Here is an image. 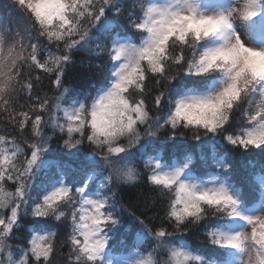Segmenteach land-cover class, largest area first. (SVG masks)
Returning a JSON list of instances; mask_svg holds the SVG:
<instances>
[{"label":"snow or ice","instance_id":"snow-or-ice-1","mask_svg":"<svg viewBox=\"0 0 264 264\" xmlns=\"http://www.w3.org/2000/svg\"><path fill=\"white\" fill-rule=\"evenodd\" d=\"M78 56L103 78L88 90L66 82ZM161 135L227 150L212 145L214 171L198 173L151 148ZM54 142L89 151L74 167L49 158ZM230 153L264 158V0L3 5L0 264H264V160L240 181ZM142 181L137 214L121 190ZM125 213L139 227L118 248ZM195 229L215 259L192 249Z\"/></svg>","mask_w":264,"mask_h":264},{"label":"trees","instance_id":"trees-1","mask_svg":"<svg viewBox=\"0 0 264 264\" xmlns=\"http://www.w3.org/2000/svg\"><path fill=\"white\" fill-rule=\"evenodd\" d=\"M84 60L85 63L81 64V61ZM87 76V63L85 57L78 56L76 58V63L68 70L66 82L69 86L75 88L76 90H86L89 87L90 83H93L95 80L86 78ZM74 82V84L72 83ZM211 142L206 141L203 148L197 142H179L178 145L175 144L174 140H169L165 136L161 135L159 139H156L153 144L151 145L152 149H155L159 153H161L166 160L171 163L173 161L182 162L187 156H191L195 161L198 173L201 172V167L205 163L201 156L205 154L209 157L208 163L211 164V146L214 145L218 150H227L223 144L219 142L217 139L214 143L211 139ZM192 144V145H191ZM54 145V144H53ZM52 152H55L56 156L61 160H67L73 164L74 167L78 166L81 162L77 159H71L66 153L65 150L60 146L58 142L54 147L51 148ZM84 151V149L82 150ZM58 153V154H57ZM235 154V153H232ZM238 156V161L240 158H243L246 161V166L248 171H252V163H255V171L259 170V165L264 158L259 155H252V154H242L236 153ZM231 156V153H230ZM55 157V156H54ZM54 157L52 159H54ZM51 158V157H49ZM203 161V162H202ZM207 163V169H212ZM204 173V171H203ZM39 180L37 181V183ZM150 194V188L146 182H140L135 186H128L121 190V196L123 201L125 202L126 206L129 210H134L137 214H141L145 210V204L147 202V198ZM151 212L148 213L151 216ZM31 218H28L24 222V226L19 231L18 239L15 241L16 244L24 245L25 239L28 235L29 230L31 229ZM49 228L52 230H56V225L54 222L48 225ZM139 225L126 213L124 215V222L119 231L116 234L115 242L116 246L119 248L124 242L131 241L133 235L136 233ZM63 232V229H61ZM191 247L193 250L206 253L214 250L211 245L208 244L207 240L203 235L202 229H195L191 232L188 237Z\"/></svg>","mask_w":264,"mask_h":264},{"label":"rangeland","instance_id":"rangeland-1","mask_svg":"<svg viewBox=\"0 0 264 264\" xmlns=\"http://www.w3.org/2000/svg\"><path fill=\"white\" fill-rule=\"evenodd\" d=\"M7 2H8V0H0V10H2L3 5L7 4ZM102 79H103L102 77H97V79L93 83H95L97 81H102ZM72 83L74 84V82H72ZM86 90H88V89H86ZM217 139L218 138H214L213 140L212 139L211 140L214 143ZM174 141H175V144H177V145L179 142H188V143L192 142L191 139H176ZM206 141L211 142L209 139H206ZM219 142L221 144H223V142L221 140H219ZM57 143L58 142H54L53 143L54 145L52 144V146L54 147ZM223 146H224V144H223ZM88 151H89V149L87 148V146H85L84 151H81L80 153L76 154L75 156H69V157H71V159H74V160L78 159L80 162H82L84 160L85 155L88 153ZM49 157H54V159H60V158H58V156H56L55 152H52V151H50ZM230 159H231L232 164H233L234 178L237 180H240V181H246V178H249V177H247V173L249 171L247 170L246 161L243 158H240L238 161V156L236 155V153L235 154L231 153ZM208 165L210 166V163H208ZM207 168H208L207 164L204 163L201 167V172L205 171Z\"/></svg>","mask_w":264,"mask_h":264}]
</instances>
